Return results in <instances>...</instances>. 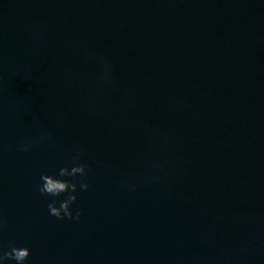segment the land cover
I'll return each mask as SVG.
<instances>
[{"label": "water", "instance_id": "95a60500", "mask_svg": "<svg viewBox=\"0 0 264 264\" xmlns=\"http://www.w3.org/2000/svg\"><path fill=\"white\" fill-rule=\"evenodd\" d=\"M0 89V249L264 264V0H0ZM73 163L90 186L58 220L40 175Z\"/></svg>", "mask_w": 264, "mask_h": 264}, {"label": "clouds", "instance_id": "9594fccd", "mask_svg": "<svg viewBox=\"0 0 264 264\" xmlns=\"http://www.w3.org/2000/svg\"><path fill=\"white\" fill-rule=\"evenodd\" d=\"M86 57L93 55L89 50H84ZM101 62L104 65L103 74L99 80V86L102 88H111L115 85V80L111 75L110 64L101 58ZM3 89H0L2 92ZM97 114H99L97 112ZM53 137L47 131H42L36 138L24 142L20 148L21 151L27 152L33 147L45 141H52ZM62 147V145H58ZM80 159V153L77 152L73 157L74 161ZM158 167V165H157ZM89 173V166L84 163H73L69 168L68 166L59 168L58 171H54L51 175L47 173H41L39 192L43 196L51 197L47 207L50 216L57 218L58 220H76L79 221L82 215V209H77L75 215L73 214L72 205L77 201L76 193L78 191H87L89 189V183L86 178ZM80 177L79 183L74 179H64ZM153 177H146L145 179H152ZM130 189H134V185L128 186ZM64 196V199H59ZM4 229V221L0 218V233ZM31 252L28 247H17L15 245H9L8 250L0 249V264H4L6 261H15V264H26V261L30 257Z\"/></svg>", "mask_w": 264, "mask_h": 264}]
</instances>
